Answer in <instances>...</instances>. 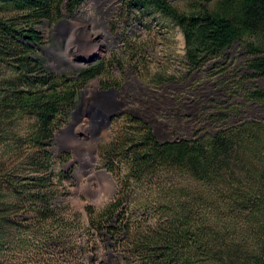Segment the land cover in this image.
Instances as JSON below:
<instances>
[{"label":"trees","instance_id":"trees-1","mask_svg":"<svg viewBox=\"0 0 264 264\" xmlns=\"http://www.w3.org/2000/svg\"><path fill=\"white\" fill-rule=\"evenodd\" d=\"M172 1L135 0L181 27L194 69L243 42L247 73L236 88L264 104V87L244 85L264 77V0H194L186 9ZM85 2L0 0V264L81 263L73 243L86 233L114 242L129 264H264V121L256 119L162 141L128 115L136 131L102 147L116 196L99 211L88 206L81 230L65 200L70 159L57 136L101 66L58 73L40 48L41 27Z\"/></svg>","mask_w":264,"mask_h":264},{"label":"rangeland","instance_id":"rangeland-1","mask_svg":"<svg viewBox=\"0 0 264 264\" xmlns=\"http://www.w3.org/2000/svg\"><path fill=\"white\" fill-rule=\"evenodd\" d=\"M172 3L186 9L194 0ZM77 26H81L82 32L75 30ZM41 30L45 44L40 54L55 72L101 66L81 89V94L87 90L89 100L128 77L126 72L130 68L135 70L146 87L137 85L136 104L162 141L215 133L229 122L264 121V104L249 102L242 90L236 88L247 73L249 57L243 42H236L223 56L194 69L186 63V38L181 27L157 11H144L135 0H86L73 15L65 13L58 23L45 24ZM106 32L109 45L101 41L88 43L93 36L103 39ZM93 53H97L95 59ZM244 85L246 91L253 85L264 87V77H254ZM144 91L151 94L150 100L141 96ZM225 116L226 120L221 121ZM99 128L95 134L89 117L73 115L72 123L57 136L58 152L70 159L64 165L71 178L66 180L69 192L65 200L73 212L80 214L84 232L91 221L87 207L99 211L117 193V180L104 165L102 147L116 136L125 139L128 130L136 131L126 114L114 116L110 124L102 123ZM102 135L104 139H100ZM127 173L124 170L122 174ZM73 247L81 253V263L66 260L59 264H129L118 256L116 244L99 234L86 233L75 240Z\"/></svg>","mask_w":264,"mask_h":264},{"label":"water","instance_id":"water-1","mask_svg":"<svg viewBox=\"0 0 264 264\" xmlns=\"http://www.w3.org/2000/svg\"><path fill=\"white\" fill-rule=\"evenodd\" d=\"M86 94L87 90L82 92L80 105L76 108L74 116L77 118L79 115L85 114L89 117L91 125L95 128V134L100 131V118L105 117L108 119L107 123L110 124L114 116L127 112L123 108V104L115 100L113 89L102 90L92 100H89Z\"/></svg>","mask_w":264,"mask_h":264},{"label":"flooded vegetation","instance_id":"flooded-vegetation-1","mask_svg":"<svg viewBox=\"0 0 264 264\" xmlns=\"http://www.w3.org/2000/svg\"><path fill=\"white\" fill-rule=\"evenodd\" d=\"M126 73L128 77L124 76L122 80L118 81L115 85L108 87V89H113L115 94V100L123 104V108L127 111L124 114L126 115L134 114L141 117V119H143L144 121H146V118H144V116L140 114L143 112V110L138 107L135 101V99L137 98V94L139 92L137 89L138 87L137 85L145 89L146 87L140 82L135 70L130 68V70L127 71ZM141 96L143 98L146 96L144 99H149V100L151 99V94L145 91L144 93L141 94ZM99 120L101 124L107 123L108 121V119H106L105 117L100 118Z\"/></svg>","mask_w":264,"mask_h":264},{"label":"bare ground","instance_id":"bare-ground-1","mask_svg":"<svg viewBox=\"0 0 264 264\" xmlns=\"http://www.w3.org/2000/svg\"><path fill=\"white\" fill-rule=\"evenodd\" d=\"M75 30L76 31H78L79 33L80 32H82V28H81V26L79 27V26H77V27H75ZM100 32H96V34H99ZM94 34V33H93ZM93 34H90V36H92ZM102 34V33H101ZM104 34V33H103ZM108 32H106L105 33V36H103V39H100V40H98V39H96L94 36H93V38H91V40H89L88 41V43L89 44H93V43H98L99 41H101L102 42V44H105V45H109V42L107 41V36H108ZM105 38V39H104ZM72 53V52H71ZM67 54L70 56L71 54H70V47H68V50H67ZM94 54H97V53H93V55L92 56H94ZM96 56V55H95ZM94 56V57H95ZM70 58H73V57H70ZM88 60H90V59H88ZM77 63H80V64H83V62H78L77 61ZM85 63V62H84ZM84 128H85V126H83ZM105 137L102 135L101 137H100V139H104Z\"/></svg>","mask_w":264,"mask_h":264}]
</instances>
